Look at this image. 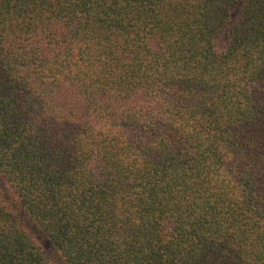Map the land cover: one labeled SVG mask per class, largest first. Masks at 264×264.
<instances>
[{
    "label": "trees",
    "instance_id": "obj_1",
    "mask_svg": "<svg viewBox=\"0 0 264 264\" xmlns=\"http://www.w3.org/2000/svg\"><path fill=\"white\" fill-rule=\"evenodd\" d=\"M0 264H264V0H0Z\"/></svg>",
    "mask_w": 264,
    "mask_h": 264
}]
</instances>
